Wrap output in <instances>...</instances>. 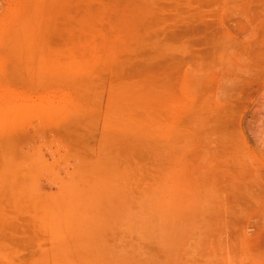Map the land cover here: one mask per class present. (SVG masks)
Instances as JSON below:
<instances>
[{"label": "crops", "instance_id": "obj_1", "mask_svg": "<svg viewBox=\"0 0 264 264\" xmlns=\"http://www.w3.org/2000/svg\"><path fill=\"white\" fill-rule=\"evenodd\" d=\"M49 7L0 1V201L7 188L32 201L51 166L91 164L136 172L130 185L153 187L161 201L195 178L225 174L235 203L248 193L249 218H258L264 114L245 126L264 91L252 79L263 52L257 39L222 50L239 74L226 80L210 68L208 22L197 37L194 22L139 19L118 31L113 22H53Z\"/></svg>", "mask_w": 264, "mask_h": 264}, {"label": "rangeland", "instance_id": "obj_2", "mask_svg": "<svg viewBox=\"0 0 264 264\" xmlns=\"http://www.w3.org/2000/svg\"><path fill=\"white\" fill-rule=\"evenodd\" d=\"M48 3L53 22H113L118 31L120 22L139 19L194 22L197 37L205 29L200 22H208L210 68L226 80L239 74L237 60L232 54L221 57L222 50L234 40L256 38L253 47L263 52L252 79L264 86V0ZM33 12L38 18L45 14L41 8ZM258 99L257 111L245 117L247 132L252 116L264 114V91ZM136 174L91 164L60 172L51 166L49 185L32 188V201H19L24 197L7 188L0 201V264H264V201L259 217L249 218V194L235 203L231 176L195 178L193 186L172 188V201H161L153 187L130 185L137 180L128 177ZM259 192L264 199V188Z\"/></svg>", "mask_w": 264, "mask_h": 264}]
</instances>
